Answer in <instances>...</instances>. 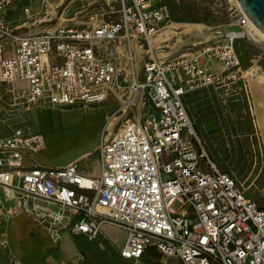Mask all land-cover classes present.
Wrapping results in <instances>:
<instances>
[{"label": "built area", "instance_id": "2783aa9c", "mask_svg": "<svg viewBox=\"0 0 264 264\" xmlns=\"http://www.w3.org/2000/svg\"><path fill=\"white\" fill-rule=\"evenodd\" d=\"M13 1L0 0V98L7 84L11 110L90 104L109 93L119 101L98 133L96 177L82 174L77 161L25 164L26 155L46 147L43 133L29 125L0 134V229L26 214L53 242L65 230L92 240L107 222L125 233L123 258L155 248L181 264H264V206L211 157L184 102L187 93L226 78L223 71L239 69L235 40L246 33L214 32L174 56L148 47L136 69L134 45H150L168 18L166 3L119 0L116 19L90 14L79 26L21 33L3 15ZM22 10L30 16L28 5ZM245 22L241 13L227 24ZM102 40L123 43L124 52L102 56ZM50 54L59 61H49ZM17 81L26 85L16 87Z\"/></svg>", "mask_w": 264, "mask_h": 264}, {"label": "rangeland", "instance_id": "374dc122", "mask_svg": "<svg viewBox=\"0 0 264 264\" xmlns=\"http://www.w3.org/2000/svg\"><path fill=\"white\" fill-rule=\"evenodd\" d=\"M28 1L32 0L15 2L7 12V18L24 19L21 28L23 31L48 29L55 25H80L90 14L106 20L116 19L120 7L119 0H36L30 16L22 17L16 7H21ZM151 2L166 3L169 15L151 39L150 45H134V66L139 64V51L148 47L159 56L189 53L202 42L211 39L216 28L242 13L235 0ZM186 24H196L206 30L205 32L209 30V36L205 32L199 34L186 30ZM251 37L246 34L235 40V48L240 57L238 70L223 71L226 78L210 87L187 93L184 102L211 157L220 168L232 172L246 187V193L264 206V139L256 124V105L261 100L253 95L249 78L251 69L257 68L264 73V37ZM97 45L99 53L105 57L120 56L124 46L120 42L104 40ZM211 66L217 70L222 68L216 62H212ZM254 77L256 78L255 70L252 78ZM261 86L264 87V83ZM80 103L35 106L29 109L20 105L14 110L6 103V116H1L18 119L17 121H21L20 125H29L31 129L41 131L46 141L49 139L47 144L50 142V147L54 145L53 149L57 153L74 146L76 149H87L95 138L98 141V136L95 135L96 120L109 111L114 103L112 97L95 105ZM68 156L66 154L62 158ZM96 157L97 151L94 148L79 161L80 170L89 174L98 172ZM103 224L110 223L103 222L101 226ZM86 241L82 237L78 239V243L85 245L82 264H181L176 258L166 257L155 248L146 250L138 259L123 258L118 252L119 247L115 245L116 236L105 232L102 227L95 239Z\"/></svg>", "mask_w": 264, "mask_h": 264}, {"label": "crops", "instance_id": "0c3cea01", "mask_svg": "<svg viewBox=\"0 0 264 264\" xmlns=\"http://www.w3.org/2000/svg\"><path fill=\"white\" fill-rule=\"evenodd\" d=\"M17 1L19 0H14L12 4L14 5V3ZM32 1L26 2V4H23L21 7L28 5L32 11L33 4L36 0H32ZM11 5L3 10V15L5 19L12 26L20 25L18 30L19 32L24 33V32H33L37 30H44V29H35L28 31L21 30V28H23L24 19H22L23 20L22 21L17 18L18 16L15 17L17 18L15 20L7 18V16L9 15V14L7 15V12L10 10L9 8H12ZM21 7H16V9L19 10V13L21 14L22 17H25ZM72 26H79V25H72ZM123 52H124V46L121 54ZM138 54H139V64L138 66L135 64L136 69H138L141 65V58L143 51H139ZM48 59L49 61H56V60L59 61V58L51 54L48 56ZM25 85L26 83L22 81H17L15 83L16 87L25 86ZM1 88H2V96L0 98V134L4 135L10 133L14 127L20 125L21 121H17L18 119L9 118V116L5 118L4 116H1L5 114L6 111L8 110L6 105V103L8 102L6 101L10 100V94L7 92L8 85L3 83ZM109 97H112V101L114 104L109 111L107 110L100 117V119L96 120L95 122L96 137L98 136L99 130L102 127L105 118L109 114H111L118 105L119 98L112 93L107 94V96L103 100ZM97 103L98 102H94L91 103V105H95ZM47 109L49 110V108ZM48 141L49 139L46 141V147L40 152L26 155L24 157V163L27 165L39 164L46 166H61L69 162L77 161L78 169L82 174L91 177H96L99 175L100 167H99L98 154L96 157V161L98 164V172L96 171L95 173L92 174L84 173L79 168V161L83 157L87 156L88 152L91 151L92 149L95 148L96 150V146H97L96 138L87 149H76V147L74 146L62 153L55 152V150L53 149L54 145L50 147V142L49 145L47 144ZM66 154H69V156L66 158H62V156ZM101 227L105 232L113 233L116 236L117 241L115 245L120 248L125 238L124 231L121 228L112 226L110 224H103ZM1 230L5 231V235H4L5 241L3 243L0 242V264H12L10 261L11 258L18 259L21 264H82L84 262L83 253L85 251L84 250L85 245L82 246L80 243H78L79 237H82V239L86 241L87 238L84 235L72 234L69 231L65 230L61 235L60 238L61 240L57 242H53L49 238L45 228L37 224V222H35L31 216L26 214L14 216L7 219L6 221L3 222V227L0 229V233ZM119 248H118V252H119Z\"/></svg>", "mask_w": 264, "mask_h": 264}, {"label": "bare ground", "instance_id": "6f19581e", "mask_svg": "<svg viewBox=\"0 0 264 264\" xmlns=\"http://www.w3.org/2000/svg\"><path fill=\"white\" fill-rule=\"evenodd\" d=\"M243 14V13H242ZM243 17L245 18L246 22L243 26H241L242 30L248 35V36H261L264 37V33H261L250 21L247 19V17L243 14ZM186 30H191L194 32H198L199 34L205 32L206 30L202 29V27H198L196 24H186L185 27ZM206 36H209V30H207ZM204 33V34H205ZM212 33V32H211ZM203 37V36H202ZM251 37V38H252ZM258 39V38H257ZM254 70L256 74V78H252L254 75ZM251 79V89L253 92V95L261 100V103H258L260 106H257V113H258V119H257V127L261 132L262 139H264V87L261 86V83H264V73H261V71H258L257 68L249 70ZM253 80V81H252ZM55 109V108H54ZM51 110V109H50ZM54 112V111H53Z\"/></svg>", "mask_w": 264, "mask_h": 264}, {"label": "water", "instance_id": "95a60500", "mask_svg": "<svg viewBox=\"0 0 264 264\" xmlns=\"http://www.w3.org/2000/svg\"><path fill=\"white\" fill-rule=\"evenodd\" d=\"M241 12L249 19V21L264 33V0H235ZM242 28L238 24H224L214 30L218 36H222L227 31Z\"/></svg>", "mask_w": 264, "mask_h": 264}]
</instances>
